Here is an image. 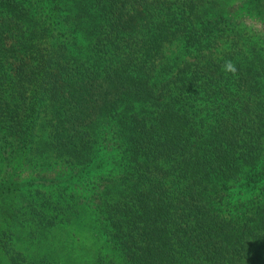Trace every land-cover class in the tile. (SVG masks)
Segmentation results:
<instances>
[{"label":"trees","instance_id":"obj_1","mask_svg":"<svg viewBox=\"0 0 264 264\" xmlns=\"http://www.w3.org/2000/svg\"><path fill=\"white\" fill-rule=\"evenodd\" d=\"M0 264H264V0H0Z\"/></svg>","mask_w":264,"mask_h":264},{"label":"rangeland","instance_id":"obj_2","mask_svg":"<svg viewBox=\"0 0 264 264\" xmlns=\"http://www.w3.org/2000/svg\"><path fill=\"white\" fill-rule=\"evenodd\" d=\"M219 3H221V4H225V5H232V6H235V7H237V4L238 3H240L241 1H243V0H217ZM240 14L242 13L241 11L239 12ZM250 23V22H249ZM175 46H168L167 47V54L168 55H171L172 53H174L175 52ZM237 199H240V195L239 194H236V195H234V197H233V200H237ZM80 239H81V236H80ZM74 253H76V254H79V255H75L76 257H81V252L80 251H76V252H74ZM67 254V251L65 250V255ZM75 256H73L74 257V259L76 260V262H79L77 259H76V257ZM67 257H69V255H67V256H65V258H66V261L65 262H68L69 263V260H68V258Z\"/></svg>","mask_w":264,"mask_h":264},{"label":"clouds","instance_id":"obj_3","mask_svg":"<svg viewBox=\"0 0 264 264\" xmlns=\"http://www.w3.org/2000/svg\"><path fill=\"white\" fill-rule=\"evenodd\" d=\"M226 70L229 71V72H234V71H235V68H234V66L231 64V62H227V63H226Z\"/></svg>","mask_w":264,"mask_h":264}]
</instances>
